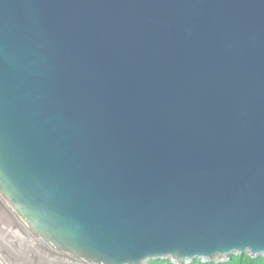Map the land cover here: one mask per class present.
<instances>
[{
	"label": "water",
	"instance_id": "water-1",
	"mask_svg": "<svg viewBox=\"0 0 264 264\" xmlns=\"http://www.w3.org/2000/svg\"><path fill=\"white\" fill-rule=\"evenodd\" d=\"M264 256V0H0L2 264Z\"/></svg>",
	"mask_w": 264,
	"mask_h": 264
},
{
	"label": "trees",
	"instance_id": "trees-1",
	"mask_svg": "<svg viewBox=\"0 0 264 264\" xmlns=\"http://www.w3.org/2000/svg\"><path fill=\"white\" fill-rule=\"evenodd\" d=\"M0 264H2L1 261ZM148 264H175V263H172L169 260L157 259V260H151ZM182 264H187V263H182ZM189 264H264V256L252 257L248 254L232 255L230 260L225 263L203 262L200 260H194L192 263Z\"/></svg>",
	"mask_w": 264,
	"mask_h": 264
}]
</instances>
